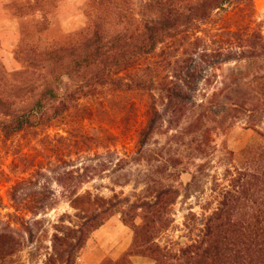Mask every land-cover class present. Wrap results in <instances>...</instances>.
<instances>
[{"label": "rangeland", "instance_id": "obj_1", "mask_svg": "<svg viewBox=\"0 0 264 264\" xmlns=\"http://www.w3.org/2000/svg\"><path fill=\"white\" fill-rule=\"evenodd\" d=\"M141 2L132 0L135 8ZM254 2L256 30L264 37V0ZM86 3L59 0L47 15L48 28L42 31L46 21L39 23L36 11L26 18L19 10L32 4L31 0H0V108L14 113L34 106L46 81L45 72L36 65L39 53L81 33ZM170 53L167 44L161 45L135 70V76L155 84L151 90L108 84L97 86L93 96L86 86L78 91L80 99L70 102L68 110L50 124L25 129L9 140L0 133V264H43L46 255L53 253L54 234L80 230L88 221V206L75 203L88 195L112 203L125 200V204L87 236L77 264L120 258L133 238L132 229L122 224V212L131 205L153 202L159 188L173 189L178 197L168 209L171 223L157 242L167 246L196 239L205 216L216 207L215 182H225V169L236 164L241 150L261 142L259 132L264 133V112L257 103L259 88L248 103L254 114L219 108L216 105L221 101L208 103V99L219 92L226 76L255 73V65L264 62H230L215 75L204 73L197 90L189 92L193 96L189 111L174 112L177 101L165 99L163 90L173 78L165 67ZM25 60L34 65L27 67ZM89 78L90 73L70 79L64 76L60 94L79 90ZM152 107L160 119L143 147L140 132ZM135 221L140 222L139 218ZM22 223L32 230V239ZM131 261L154 264L148 257H132Z\"/></svg>", "mask_w": 264, "mask_h": 264}, {"label": "trees", "instance_id": "obj_2", "mask_svg": "<svg viewBox=\"0 0 264 264\" xmlns=\"http://www.w3.org/2000/svg\"><path fill=\"white\" fill-rule=\"evenodd\" d=\"M58 2L31 0L32 4L22 5L19 10L26 18L36 11L38 22L46 21L42 27L45 31L47 15ZM84 13L86 23L79 35L68 38L63 45L53 43L39 53L36 65L45 72L46 81L34 106L14 113L0 108V133L5 140L25 129L50 124L68 110L70 102L80 99L78 91L86 86L87 93L93 96L97 86L108 84L127 90L153 89L154 83H147L134 72L140 62L164 44L171 51L165 67L173 78L163 90L165 99L177 101L174 112L189 111L188 103L193 97L189 92L197 90L204 73L215 75L230 62H264V37L256 30L254 0H142L139 8L133 6L132 0H87ZM24 33L23 30V37ZM25 61L27 67L34 65ZM255 66V73L226 76L222 88L208 103L221 101L216 105L219 108L254 114L248 103L259 88L262 92H258L257 103L264 112V74H260L264 64ZM83 73H90L84 86L60 94L59 82L64 76L70 79ZM128 79L130 82H126ZM151 109L150 119L140 132L139 144L143 147L160 119L156 108ZM259 135L261 142L245 147L236 164L225 169V182H215L213 190L217 191L218 201L205 216L196 239L167 246L157 242L171 223L168 209L178 197L173 189L159 188L153 202L131 205L122 212V224L132 229V242L120 258L105 259L99 264H133L131 258L137 256L148 257L154 264H264V133ZM124 202L112 203L89 195L78 197L75 203L88 206V221L80 230L54 234L53 253L46 255L43 264H77L76 257L87 236L123 208ZM96 207L100 211L95 213ZM21 226L32 239L29 226Z\"/></svg>", "mask_w": 264, "mask_h": 264}]
</instances>
